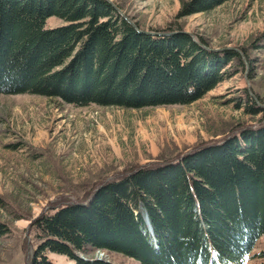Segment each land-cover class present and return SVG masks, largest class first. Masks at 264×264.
I'll list each match as a JSON object with an SVG mask.
<instances>
[{"label": "trees", "instance_id": "obj_1", "mask_svg": "<svg viewBox=\"0 0 264 264\" xmlns=\"http://www.w3.org/2000/svg\"><path fill=\"white\" fill-rule=\"evenodd\" d=\"M227 1L188 0L179 17ZM51 16L66 23L47 28ZM176 31L140 32L107 0H0V94L78 107L186 105L230 78L232 63L244 67L239 52L209 51ZM247 96V112L264 113ZM54 209L32 222L39 243L28 264H52L47 251L75 264H115L80 254L88 248L142 264H245L264 235V123L176 163L132 168ZM8 231L0 222V237Z\"/></svg>", "mask_w": 264, "mask_h": 264}, {"label": "rangeland", "instance_id": "obj_2", "mask_svg": "<svg viewBox=\"0 0 264 264\" xmlns=\"http://www.w3.org/2000/svg\"><path fill=\"white\" fill-rule=\"evenodd\" d=\"M112 1L142 30L173 34L182 26L209 48L245 49L257 100L248 91L242 56L244 67L232 63L230 78L186 105L78 107L43 95L0 94V222L9 228L0 237V264L29 263L39 243L32 222L42 213L86 200L102 183L132 168L176 163L197 146L264 123V113L246 110L247 93L256 107L264 108V43L257 42L264 31V0H230L186 17L179 15L188 0ZM65 23L51 16L46 27ZM80 254L115 264H142L120 252L88 248ZM46 255L52 264L76 263L67 254ZM245 264H264V235Z\"/></svg>", "mask_w": 264, "mask_h": 264}, {"label": "water", "instance_id": "obj_3", "mask_svg": "<svg viewBox=\"0 0 264 264\" xmlns=\"http://www.w3.org/2000/svg\"><path fill=\"white\" fill-rule=\"evenodd\" d=\"M116 10L117 12L123 17L125 18L129 23H131L138 31L140 32H143V33H146V34H150V35H169V34H172V32H152V31H147V30H142L138 27V25L133 21L131 20L130 17H128L118 6H116L114 4V2L112 0H107ZM184 33L190 35L192 37V39L198 44L200 45L201 47L207 49V50H212V51H219L220 49H212V48H209L205 43H203L201 40H199V38L192 32H189V31H186L184 30L183 31ZM223 49H233V48H230V47H227V48H223ZM234 50H236L237 52L240 53V55L243 57V59L245 60L246 64H247V70L245 72V79H246V82L248 84V91L250 93V95H252L256 100V96L254 95L253 91L251 90V84H250V80L247 76V72H248V62L245 58V55L243 53L242 50L238 49V48H234ZM261 105V104H260ZM262 107H264V105H261ZM148 222V221H147ZM149 223V222H148Z\"/></svg>", "mask_w": 264, "mask_h": 264}]
</instances>
